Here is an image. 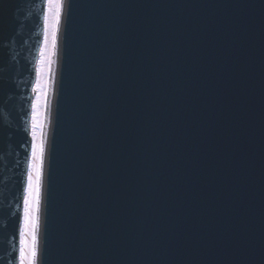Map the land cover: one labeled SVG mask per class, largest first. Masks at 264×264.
Here are the masks:
<instances>
[{
	"label": "water",
	"instance_id": "obj_1",
	"mask_svg": "<svg viewBox=\"0 0 264 264\" xmlns=\"http://www.w3.org/2000/svg\"><path fill=\"white\" fill-rule=\"evenodd\" d=\"M60 3L36 264H264V0ZM44 11L0 0V264Z\"/></svg>",
	"mask_w": 264,
	"mask_h": 264
},
{
	"label": "rangeland",
	"instance_id": "obj_2",
	"mask_svg": "<svg viewBox=\"0 0 264 264\" xmlns=\"http://www.w3.org/2000/svg\"><path fill=\"white\" fill-rule=\"evenodd\" d=\"M59 2H61V0H59ZM54 12L55 9H53V13L49 12V0H45L43 34L37 57L35 80L32 87L33 93L29 131L31 146L23 194L21 222L19 227L17 264H33V249L35 248L33 244V217H36L37 213L34 210V203L29 191V176L31 175L33 177V181L35 180V172L32 167L34 162L33 151L34 146L39 145L42 141L46 102L50 84L51 63L54 51L52 46ZM46 17L50 18L48 23H46ZM55 29L57 31V26H55ZM26 209L29 211L28 217H26Z\"/></svg>",
	"mask_w": 264,
	"mask_h": 264
},
{
	"label": "snow or ice",
	"instance_id": "obj_3",
	"mask_svg": "<svg viewBox=\"0 0 264 264\" xmlns=\"http://www.w3.org/2000/svg\"><path fill=\"white\" fill-rule=\"evenodd\" d=\"M53 9H55L54 12V26H53V37H52V46L53 49L56 47V37H55V26L59 25L60 22V11L62 9V4L59 2V0H49V12L53 13ZM48 17H46V23L49 22ZM38 149V151H37ZM33 169L35 172V180L33 181V177L30 175L29 176V191L30 195L32 196V201L34 203V210L36 213L39 212V204H40V177H41V170H42V165H43V142L39 145L34 146V151H33ZM29 216V211L26 209V217ZM38 222V216L33 217V244L35 245V227ZM36 252L35 248L33 249V257H35Z\"/></svg>",
	"mask_w": 264,
	"mask_h": 264
},
{
	"label": "bare ground",
	"instance_id": "obj_4",
	"mask_svg": "<svg viewBox=\"0 0 264 264\" xmlns=\"http://www.w3.org/2000/svg\"><path fill=\"white\" fill-rule=\"evenodd\" d=\"M57 35V34H56ZM58 36V35H57ZM57 38H56V47L53 51V58H52V65H51V72H50V84H49V88H48V97H47V102H46V119H45V131L43 132V138H42V142H43V160H44V146H45V139H46V131H47V126H48V120H49V114H50V103H51V98H52V87H53V80H54V71H55V64H56V57H57ZM42 171V170H41ZM41 185V184H40ZM35 252L37 253V229H36V237H35ZM34 264H36V255L34 257Z\"/></svg>",
	"mask_w": 264,
	"mask_h": 264
}]
</instances>
